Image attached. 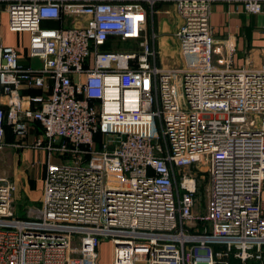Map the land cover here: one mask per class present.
Returning a JSON list of instances; mask_svg holds the SVG:
<instances>
[{
  "label": "built area",
  "instance_id": "2783aa9c",
  "mask_svg": "<svg viewBox=\"0 0 264 264\" xmlns=\"http://www.w3.org/2000/svg\"><path fill=\"white\" fill-rule=\"evenodd\" d=\"M216 1L264 11V0H0L8 30L29 34L25 54L0 42V149L5 121L19 138L38 121L26 147L47 153L28 217L11 212L0 176V264H99L104 239L110 264L261 261L264 62L235 67V45L213 36ZM162 15L172 67L158 63Z\"/></svg>",
  "mask_w": 264,
  "mask_h": 264
},
{
  "label": "rangeland",
  "instance_id": "374dc122",
  "mask_svg": "<svg viewBox=\"0 0 264 264\" xmlns=\"http://www.w3.org/2000/svg\"><path fill=\"white\" fill-rule=\"evenodd\" d=\"M0 11V42H10L16 46L22 54L27 52L28 38L29 34L25 31L21 32H10L7 28V22L5 16ZM155 16L156 28L159 31L160 26L170 27L166 35H172L174 31V23L171 16L162 15V18L158 19ZM161 22L163 23L161 25ZM43 26H53L52 23L43 22ZM169 48H161V52L158 55L159 66H166L169 64L168 55ZM32 67L39 66L40 62L36 57L30 59ZM33 126V127H32ZM34 132V135H30ZM42 135V129H35L34 125L31 123L28 127L27 133L24 137H17L14 134L12 141L6 142L5 146L0 149V176L6 178L8 181L12 182L14 185V190L11 194L10 210L18 217H28L32 215L33 210L40 205V196L42 192V179L44 175V170L46 166V150L45 149H33L26 147L30 145L36 138ZM23 142L22 145H17ZM34 150L32 156L30 155V161L28 160L27 154ZM69 156L60 155L57 151H52L51 160L58 161L59 159H67ZM26 161V162H25ZM29 161V162H28ZM67 162V161H66ZM33 174L35 176H40L41 186L39 189H35L33 186ZM197 190L195 194V211L199 215H204L206 212L207 204V174L203 173L199 177L197 173ZM32 176V177H31ZM39 178V177H38ZM39 185V184H38ZM27 187V189H26ZM36 193H31L35 192ZM20 191L23 192L21 195ZM28 194V195H27ZM102 250L104 256H110L111 243L103 242Z\"/></svg>",
  "mask_w": 264,
  "mask_h": 264
},
{
  "label": "crops",
  "instance_id": "0c3cea01",
  "mask_svg": "<svg viewBox=\"0 0 264 264\" xmlns=\"http://www.w3.org/2000/svg\"><path fill=\"white\" fill-rule=\"evenodd\" d=\"M2 8L3 5L0 4V11L3 13L2 15L5 16L7 22L6 13ZM163 23L161 22V25ZM210 25L213 36L218 42L229 40L235 45V51L233 53L235 67H259L264 62V11L259 14H248L244 12L241 6L237 3L216 1L212 5ZM169 28V26L166 28L165 26L159 27L161 35L159 39L160 50L162 47L166 48V50L169 48L168 55L165 56L168 58L169 64L164 67H172L180 62L177 40L171 35H166ZM3 43L13 45L10 42ZM249 64L253 66H250ZM34 150L27 154L29 161L30 155L32 156ZM30 162L33 163L34 161L32 160ZM32 176L34 188L39 189L41 186L40 176H35V174ZM37 191L35 190V192L31 193H36ZM20 193L23 195L22 191H20ZM261 201L264 203V182L261 192ZM103 242L110 243L109 240L105 239L101 241L98 248V263L110 264L112 259V248L110 250V256H104L101 248Z\"/></svg>",
  "mask_w": 264,
  "mask_h": 264
},
{
  "label": "trees",
  "instance_id": "16d2710c",
  "mask_svg": "<svg viewBox=\"0 0 264 264\" xmlns=\"http://www.w3.org/2000/svg\"><path fill=\"white\" fill-rule=\"evenodd\" d=\"M52 24L55 25L54 23H52ZM39 92H40V90H38V89L23 90V93H28V94H31V95L37 94ZM31 123L34 125L35 129L41 128V125H40V123L38 121H33ZM3 127H4V141L5 142L12 141V139L14 137V132L12 131L11 125L7 124V122L5 121L3 123ZM30 135H34V132H31ZM229 264H238V262H237L236 259L232 258V259H230ZM248 264H264V250H263V255H262L261 261L249 260Z\"/></svg>",
  "mask_w": 264,
  "mask_h": 264
}]
</instances>
